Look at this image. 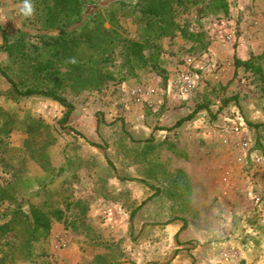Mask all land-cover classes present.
<instances>
[{
	"label": "rangeland",
	"instance_id": "374dc122",
	"mask_svg": "<svg viewBox=\"0 0 264 264\" xmlns=\"http://www.w3.org/2000/svg\"><path fill=\"white\" fill-rule=\"evenodd\" d=\"M158 1L165 21L145 11L151 0H83L79 15L52 18L55 0H29L30 16L25 0H0L13 45L0 64L40 86L33 66L58 40L74 105L63 125L64 106L16 96L0 74V264H204L222 244L235 264L264 263V0ZM128 42L144 44L145 65L128 62ZM233 163L244 171L230 184ZM35 210L52 227L29 244Z\"/></svg>",
	"mask_w": 264,
	"mask_h": 264
},
{
	"label": "trees",
	"instance_id": "16d2710c",
	"mask_svg": "<svg viewBox=\"0 0 264 264\" xmlns=\"http://www.w3.org/2000/svg\"><path fill=\"white\" fill-rule=\"evenodd\" d=\"M83 0H55V5H56V11L54 7H49L48 9V14L49 17L52 18L53 12L54 13H61V14H66V16L71 14L72 12L76 13V15H79L81 6H82ZM147 13L150 14V16H154L157 19L162 18V21H165L164 17L166 14H168V11H171L169 9V5L166 4L164 1H158V0H151L150 5H148L145 9ZM160 21V23L162 22ZM167 25L164 27H160L161 31H163V34L167 32L168 29L175 28L176 24L172 19H170ZM0 34L3 39V44L0 45V52H6L10 53L13 50V45L10 42V37L5 30L3 26L0 25ZM50 40L52 39H47V44L50 45L49 43L51 42ZM54 49L53 53L51 54V59H47L45 61H38L34 66V72H36L33 76V83H39L41 84L40 86H34V87H20L19 84L11 77V74L0 64V74L7 79L8 82L11 83L12 88H13V93L16 96L19 97H32V96H43L47 98H51L58 103H60L62 106H64L67 111L61 120V123L63 125L68 124L71 115L74 110V105L69 102V100L63 95L62 90L65 87L64 80L60 77V71L55 69V62H64L68 61L70 57L66 53L67 47H62L60 49V44L58 40L54 41V45H51ZM66 46V45H65ZM126 48V54H127V59L128 62L133 63L137 62L139 64H146V58L143 55L144 52V44L140 42H128L127 45L125 46ZM108 59L107 57H104L101 59L100 62H106ZM236 63L239 66H249L248 63L242 62L239 59H236ZM28 70V69H27ZM258 73H264L262 71L261 67L257 68ZM264 76V74H263ZM190 118V117H189ZM188 118V119H189ZM70 128V127H66ZM73 132L78 134L79 136H83L81 133L76 131L75 129H71ZM84 137V136H83ZM134 214H132L131 219H133ZM58 215V214H57ZM55 215L57 218L59 216ZM26 223L27 225L31 228L28 232L30 235V238L28 240V243L31 244L35 233L42 231L46 236L49 235L50 229L52 227V220L51 218L46 214L41 211L35 210L32 211V221H30L29 217H26Z\"/></svg>",
	"mask_w": 264,
	"mask_h": 264
},
{
	"label": "crops",
	"instance_id": "0c3cea01",
	"mask_svg": "<svg viewBox=\"0 0 264 264\" xmlns=\"http://www.w3.org/2000/svg\"><path fill=\"white\" fill-rule=\"evenodd\" d=\"M241 168V169H240ZM243 168H244V166L243 165H237V164H235V163H233V165L230 167V169H229V171L227 172L228 173V177L226 176L224 179H226V180H228V182L231 184H234V182H235V179H236V177H237V172H239L240 170L241 171H244L243 170ZM189 174H191L190 173V171H189V169H188V171H187ZM230 184H229V186H230ZM225 185V184H224ZM176 217L177 216H180V217H188L189 216V214L188 213H185L184 215H182V214H179V215H175ZM205 216V215H204ZM185 222H182V221H176V222H173L170 226L173 228V231L175 232V233H179V231H181L182 229H183V232H182V238H183V242H186L187 240H189V238L191 239V237H186V236H188V235H190L191 234V228H192V226H191V224H188V223H186V227H184L185 226V224H184ZM229 246H232V245H228V244H222L221 245V252L219 253V254H217V256H216V259L214 258V257H210L211 256V254L209 253V251H207L205 254L206 255H204L203 256V262H204V264H207V263H209L210 261L212 262V261H222L223 260V255H224V252L226 251V249H227V247H229ZM208 254V255H207ZM218 261V262H219Z\"/></svg>",
	"mask_w": 264,
	"mask_h": 264
},
{
	"label": "built area",
	"instance_id": "2783aa9c",
	"mask_svg": "<svg viewBox=\"0 0 264 264\" xmlns=\"http://www.w3.org/2000/svg\"><path fill=\"white\" fill-rule=\"evenodd\" d=\"M179 89H180V93L183 96L189 95L192 92V90L194 89V79H193V76L190 72L186 71L180 75ZM248 148H249L248 141H246L245 143H243L241 145V149L243 151H247ZM249 150H250V148H249ZM255 161L259 163L261 161V159L257 158ZM260 201H262V200L260 198H258L257 202H260ZM236 258H237V255L235 253H232V251L227 249L224 252L222 263L223 264H235ZM258 264H264V263L259 262Z\"/></svg>",
	"mask_w": 264,
	"mask_h": 264
},
{
	"label": "clouds",
	"instance_id": "9594fccd",
	"mask_svg": "<svg viewBox=\"0 0 264 264\" xmlns=\"http://www.w3.org/2000/svg\"><path fill=\"white\" fill-rule=\"evenodd\" d=\"M21 12L25 15V16H30L33 12V7L32 4L29 2V0H25L24 5L21 9Z\"/></svg>",
	"mask_w": 264,
	"mask_h": 264
}]
</instances>
